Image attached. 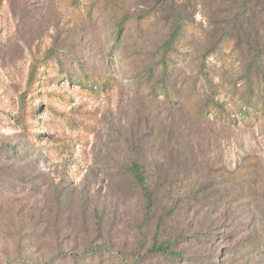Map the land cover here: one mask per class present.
Instances as JSON below:
<instances>
[{
	"label": "rangeland",
	"instance_id": "rangeland-1",
	"mask_svg": "<svg viewBox=\"0 0 264 264\" xmlns=\"http://www.w3.org/2000/svg\"><path fill=\"white\" fill-rule=\"evenodd\" d=\"M257 65L264 0H0V264H264V114L197 118Z\"/></svg>",
	"mask_w": 264,
	"mask_h": 264
},
{
	"label": "trees",
	"instance_id": "trees-1",
	"mask_svg": "<svg viewBox=\"0 0 264 264\" xmlns=\"http://www.w3.org/2000/svg\"><path fill=\"white\" fill-rule=\"evenodd\" d=\"M173 40L174 38L170 36L162 46L163 52L159 66L163 73L173 72L171 62L167 57L169 51L174 48V45H172ZM250 65L251 63H248V68ZM248 68L246 69L248 70ZM252 72L255 73L254 77L261 79L262 82H256L254 85H252L253 83L247 85L240 84L238 89L242 90L243 94L238 96L235 100L230 98L229 93L227 94V101H225V103L215 101L214 99H208L203 108H201L202 110L198 111L197 118H200V116L203 117L205 113L208 112L212 114L215 121L229 124L236 120H249L252 117H258L264 114V69L257 65ZM143 84L147 85V81H143ZM161 95L163 98H168V93L165 87H162ZM127 170L133 181L141 189L149 214L153 207L154 192L153 190H150L147 185V179L143 172L142 165L137 161H132L127 167ZM147 252L149 254L161 255L170 259H178L182 256L180 251L174 249L173 240L164 239L163 237L158 238L157 236H154Z\"/></svg>",
	"mask_w": 264,
	"mask_h": 264
}]
</instances>
